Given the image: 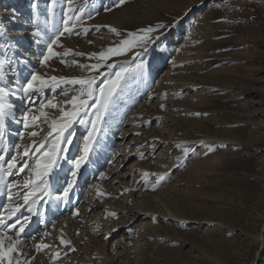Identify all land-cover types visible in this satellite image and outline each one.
<instances>
[{"label":"rangeland","instance_id":"obj_1","mask_svg":"<svg viewBox=\"0 0 264 264\" xmlns=\"http://www.w3.org/2000/svg\"><path fill=\"white\" fill-rule=\"evenodd\" d=\"M69 2L0 0V59L8 61L0 86L16 92L7 97L16 119L50 99L70 108L64 102L80 87L46 88L30 104L19 98L17 80L23 84L32 72L68 80L95 75L80 67L98 62L91 53L131 39L129 33L143 35L140 29L166 27L150 34L147 51L138 43L101 61L116 65L111 73L101 69L108 79L121 66L129 72L65 203L59 197L91 131L88 123L73 125V143L53 172L51 194L22 234L21 259L30 264H264V0H127L121 6L117 0H71L75 12H68ZM80 10L84 15L77 21ZM66 22L76 27L53 48L69 54L42 66L44 40L63 31ZM37 27L43 40L32 35ZM46 111L51 118L60 115ZM91 112L85 121L94 118ZM41 127L37 140L48 131ZM21 130L8 119L7 151L0 155L14 154ZM185 147L191 149L187 155ZM161 175L166 178L153 190ZM25 176L13 170L5 180ZM6 203L0 195V212ZM61 238L71 244H61ZM41 243L50 247L37 251Z\"/></svg>","mask_w":264,"mask_h":264},{"label":"snow or ice","instance_id":"obj_2","mask_svg":"<svg viewBox=\"0 0 264 264\" xmlns=\"http://www.w3.org/2000/svg\"><path fill=\"white\" fill-rule=\"evenodd\" d=\"M126 2L127 0H117V6H121ZM56 3L57 0H51L53 6ZM36 7L37 5L34 3L33 8L35 9ZM68 12H75L71 0L68 5ZM83 15V10H80V15H76L75 19L79 21ZM75 27L76 25L74 24L70 27L66 22L63 31L59 32L54 38L44 40L47 49L39 59V63L42 66H49V61L55 56H67L69 54V52L62 54L55 52L53 45H59L60 37L64 36L65 33L71 35ZM164 27H166L164 24H158L140 29L138 31L143 33V35L138 36L136 33H129L128 35L132 37L131 39H124L118 45L109 47L106 51L91 53L89 58H95L98 62L91 65H80V67L90 72L94 71L95 75L68 80L64 77L47 76V74H41L40 72H32L30 78L23 84L19 80L16 81L20 94L19 98L29 101L30 104H35L33 98L43 93L46 88L54 89L61 85H79L77 95L64 102L70 105V108L60 106L59 102H54V99H50L40 102L35 109L29 107L23 111L19 119H16L15 106L7 101V97L16 95V92L7 85L0 86V152L7 151L5 139L8 119L11 118L22 125V130L17 133L21 143L14 146V154L8 159L4 155H0V182L4 183V191L0 192V195L6 196L7 200V203L3 206V212H0V264H30V259H21L24 256L21 248L24 239L22 234H24L25 229L31 223L32 216L38 214L37 209L41 201L51 194L53 172L60 167L61 159L65 158L64 154L68 151L67 146L73 143L74 132L71 131L73 125L76 123H88L91 125V131H89L84 142L82 154L72 161L74 170L71 172V180L67 182L66 187L62 190V196L59 197L65 203L69 201L70 194L77 183L80 168L88 161L89 153L93 150L98 126L103 115L113 104L117 91L129 72L128 68L121 66L120 70L114 73V79H108L101 69L106 68L111 73L116 65L113 63H101V61H107L112 56L123 55L131 51L138 43L144 48V51H147L148 43L153 40L150 34ZM87 31L88 29L85 28L84 32L87 33ZM110 31L120 35V32L115 28H110ZM32 35L43 40L45 34L37 27ZM156 39H159V37H156ZM75 55H84V53H75ZM141 55V52L135 53V56ZM7 62L5 59H0V80L6 78L7 74L4 71V66ZM137 67L143 68L144 65L140 64ZM100 77H105V79L100 80ZM98 80L99 84L97 83ZM63 94L67 96L68 92L64 91ZM46 109H55L60 115L51 118ZM89 109H92L91 115L94 118L85 121L83 117L89 115ZM41 125H45L48 131L44 139L37 140L35 138L44 132V127H41ZM66 133L67 135H65ZM26 137L31 138L30 143H23ZM208 147L209 150H214L211 145ZM183 151L187 155L191 149L185 147ZM13 170L18 173H26L25 179L23 181L13 180L7 182L5 177L13 175ZM101 175L103 176V174ZM143 175L147 178L149 174L145 172ZM165 178L164 175L159 176L157 182L152 184L153 190ZM16 197L19 199H15ZM22 210H25L28 215H25ZM78 211L77 209L76 213ZM109 215L116 216L117 214L111 212ZM115 230L113 229V231ZM30 238L35 239V237ZM60 243L67 246L71 244V241L61 238ZM48 247L50 246L41 243L36 246V250L40 251ZM54 255L56 259H59L61 254L56 252ZM31 259H34V257Z\"/></svg>","mask_w":264,"mask_h":264}]
</instances>
